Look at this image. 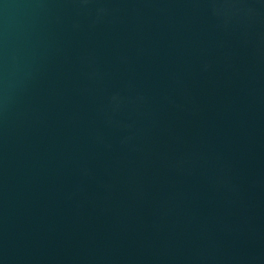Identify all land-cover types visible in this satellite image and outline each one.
Here are the masks:
<instances>
[{
    "label": "water",
    "instance_id": "1",
    "mask_svg": "<svg viewBox=\"0 0 264 264\" xmlns=\"http://www.w3.org/2000/svg\"><path fill=\"white\" fill-rule=\"evenodd\" d=\"M0 264H264V0H0Z\"/></svg>",
    "mask_w": 264,
    "mask_h": 264
}]
</instances>
